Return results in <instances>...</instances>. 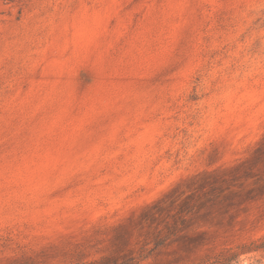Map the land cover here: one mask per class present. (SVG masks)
<instances>
[{"label":"rangeland","instance_id":"1","mask_svg":"<svg viewBox=\"0 0 264 264\" xmlns=\"http://www.w3.org/2000/svg\"><path fill=\"white\" fill-rule=\"evenodd\" d=\"M0 264H264V0H0Z\"/></svg>","mask_w":264,"mask_h":264}]
</instances>
